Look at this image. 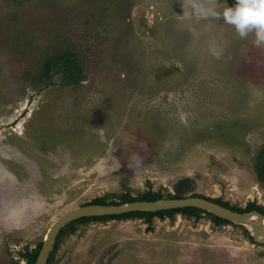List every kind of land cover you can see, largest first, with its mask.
<instances>
[{"label":"rangeland","instance_id":"obj_1","mask_svg":"<svg viewBox=\"0 0 264 264\" xmlns=\"http://www.w3.org/2000/svg\"><path fill=\"white\" fill-rule=\"evenodd\" d=\"M233 2L0 0V264L99 198L264 211V47L205 14ZM201 210L70 221L47 264H264L250 224Z\"/></svg>","mask_w":264,"mask_h":264},{"label":"water","instance_id":"obj_2","mask_svg":"<svg viewBox=\"0 0 264 264\" xmlns=\"http://www.w3.org/2000/svg\"><path fill=\"white\" fill-rule=\"evenodd\" d=\"M196 207L240 224H250L255 239L264 243V214L256 209L239 212L202 196L164 198L159 200H135L123 204L91 203L81 205L62 214L49 228L35 264H47L60 229L68 222L89 216L118 215L131 211H160L166 209ZM256 217L255 219H253Z\"/></svg>","mask_w":264,"mask_h":264},{"label":"clouds","instance_id":"obj_3","mask_svg":"<svg viewBox=\"0 0 264 264\" xmlns=\"http://www.w3.org/2000/svg\"><path fill=\"white\" fill-rule=\"evenodd\" d=\"M205 14L220 17L226 24L233 26L240 37H245L249 33L254 34V44L258 47H264V0H234L231 5L216 11L212 8L205 10ZM212 55L219 57L221 52L215 47L210 49ZM130 145H138L139 148L146 150L142 144L129 143L126 161L129 168H137L143 163V157Z\"/></svg>","mask_w":264,"mask_h":264},{"label":"trees","instance_id":"obj_4","mask_svg":"<svg viewBox=\"0 0 264 264\" xmlns=\"http://www.w3.org/2000/svg\"><path fill=\"white\" fill-rule=\"evenodd\" d=\"M257 173H258V176L260 178L261 181L264 182V146L262 147V149L258 152L257 154ZM178 193H181V189L178 188ZM193 196H202V197H205V198H208L210 200H213L215 202H218L228 208H231L233 210H236V211H239V212H243V210H240L236 207H232L229 205L228 202H224L221 200V198H210V197H206V196H203V195H198V194H194ZM180 197H183V196H180V195H175V196H172V198H180ZM156 199V198H159L158 196L157 197H151L150 195H145L141 198H136V199H128L126 198L124 201H135V200H152V199ZM92 203H100V204H118V203H105L103 201L102 198H99L97 200H95L94 202ZM253 209H256L260 212H262L264 214V211L259 208V207H256L254 204H251L245 211H249V210H253ZM201 209L199 208H196V207H183V208H174V209H166V210H160V211H155V212H152V211H131V212H126V213H122V214H118V215H102V216H91V217H82V218H79V220H87V219H105V218H114V217H128V216H141V217H146L147 218V221L149 223H152L153 221V217L154 216H163L165 214L167 215H172L174 212H191L195 215H198L197 214V211H199ZM203 211V210H201ZM215 220H223V221H227L226 219H223V218H220L214 214H211ZM36 258H34L33 261H35Z\"/></svg>","mask_w":264,"mask_h":264},{"label":"bare ground","instance_id":"obj_5","mask_svg":"<svg viewBox=\"0 0 264 264\" xmlns=\"http://www.w3.org/2000/svg\"><path fill=\"white\" fill-rule=\"evenodd\" d=\"M256 217H254L253 219H255ZM47 235V234H46Z\"/></svg>","mask_w":264,"mask_h":264}]
</instances>
